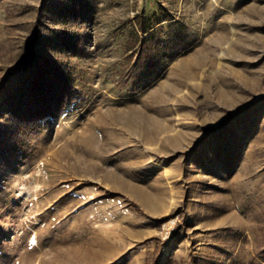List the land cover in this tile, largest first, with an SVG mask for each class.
Segmentation results:
<instances>
[{"label":"rangeland","instance_id":"374dc122","mask_svg":"<svg viewBox=\"0 0 264 264\" xmlns=\"http://www.w3.org/2000/svg\"><path fill=\"white\" fill-rule=\"evenodd\" d=\"M0 264H264V0H0Z\"/></svg>","mask_w":264,"mask_h":264},{"label":"bare ground","instance_id":"6f19581e","mask_svg":"<svg viewBox=\"0 0 264 264\" xmlns=\"http://www.w3.org/2000/svg\"><path fill=\"white\" fill-rule=\"evenodd\" d=\"M131 118H133V117L131 116Z\"/></svg>","mask_w":264,"mask_h":264}]
</instances>
